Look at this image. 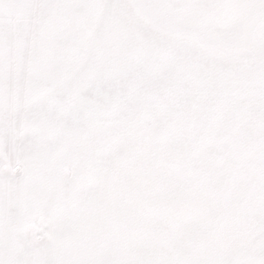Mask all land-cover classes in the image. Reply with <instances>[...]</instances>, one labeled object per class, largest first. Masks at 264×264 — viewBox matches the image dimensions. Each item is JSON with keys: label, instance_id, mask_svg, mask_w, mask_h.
<instances>
[{"label": "snow or ice", "instance_id": "snow-or-ice-1", "mask_svg": "<svg viewBox=\"0 0 264 264\" xmlns=\"http://www.w3.org/2000/svg\"><path fill=\"white\" fill-rule=\"evenodd\" d=\"M0 264H264V0H0Z\"/></svg>", "mask_w": 264, "mask_h": 264}]
</instances>
